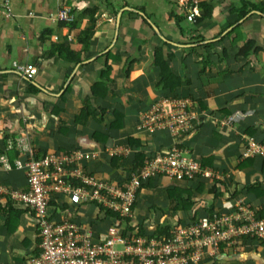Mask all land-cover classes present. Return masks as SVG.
Masks as SVG:
<instances>
[{
    "label": "crops",
    "instance_id": "crops-1",
    "mask_svg": "<svg viewBox=\"0 0 264 264\" xmlns=\"http://www.w3.org/2000/svg\"><path fill=\"white\" fill-rule=\"evenodd\" d=\"M200 1L0 0V8H8L0 16V158L12 164H0V187L28 189L25 170L14 165L26 159L17 138L26 137L37 157L79 151L78 167L111 184L128 180L139 151L145 163L175 146L213 176L152 178L136 198L135 221L143 234L170 230L208 210L227 213L237 203L264 210V162L243 153L244 137L264 140V52L254 54L264 48V0H203L211 5V16L195 24L187 16H199ZM64 7L72 12L71 22L56 20ZM240 10L246 13L238 18ZM78 35L89 37L85 52L77 47ZM250 41L252 51L240 56L239 48ZM156 48L165 58L172 55L174 73L184 82L175 94L158 86ZM78 50L79 63L67 59V51ZM107 52L120 59L107 62L106 80ZM13 62L34 66L36 74L25 78ZM164 98L191 100L196 128L174 137L140 127L141 116ZM82 111L87 117L78 122ZM235 112L246 116L228 124ZM169 192H182L190 206L174 211ZM48 215L94 235L105 234L115 221L95 204L58 193L50 194ZM39 241L33 213L0 195V264H29ZM199 264H264V247L242 237L207 251Z\"/></svg>",
    "mask_w": 264,
    "mask_h": 264
},
{
    "label": "built area",
    "instance_id": "built-area-1",
    "mask_svg": "<svg viewBox=\"0 0 264 264\" xmlns=\"http://www.w3.org/2000/svg\"><path fill=\"white\" fill-rule=\"evenodd\" d=\"M7 13L5 4L0 8V16ZM71 14V10L64 7L57 13L56 20L71 22ZM193 16L195 14L191 13L187 20L193 21ZM12 64L27 79L36 74V68L30 64ZM245 116L235 112L227 122H238ZM198 124L192 103L187 98L160 99L141 116L140 121L143 129L162 130L174 137L185 136ZM16 144L26 159H16L14 165L25 170L28 189L21 192L0 187V195L9 197L34 215L40 240L39 253L29 264H199L207 251L231 245L242 237L255 239L264 247V218L258 216L257 210L241 203L227 213L213 212L211 216L203 213L186 224L170 228L168 235L156 237L138 232L136 198L141 183L159 175L172 181L213 176L211 170L202 168L195 158L182 155L175 146L148 159L138 171L130 174L127 183L111 184L78 167L79 151L45 153L37 157L26 137L17 138ZM243 153L244 158L264 160V144L246 136ZM0 164L6 168L12 165L6 156L0 158ZM51 193L95 204L112 214L114 224L105 234L94 235L73 221L54 222L48 215Z\"/></svg>",
    "mask_w": 264,
    "mask_h": 264
},
{
    "label": "trees",
    "instance_id": "trees-1",
    "mask_svg": "<svg viewBox=\"0 0 264 264\" xmlns=\"http://www.w3.org/2000/svg\"><path fill=\"white\" fill-rule=\"evenodd\" d=\"M198 6H199V9H200V14L199 16H193V23L197 24V22L203 20V19H206V18H209L211 16V5L205 1H200L198 3ZM246 8V5L243 6L242 9H245ZM262 10V13H264V8L261 9ZM246 13V11L244 10H240L238 12V18H241L242 16H244V14ZM91 15V14H90ZM89 19L91 21H93V17L91 15V17H89ZM144 22V21H143ZM78 46L79 47V44L81 45V50L82 51H86L87 47L84 45L87 43V41L89 40V37H87L86 35L85 36H81V35H78ZM252 44L253 42H246L243 46H241L239 48V55L240 56H243V57H248L249 53L252 51ZM80 50V49H79ZM79 50L77 52H72V51H67L68 52V55L66 56L68 60H72L73 62L75 63H79L80 62V52ZM259 51L261 52H264V48H256L254 50V54H257ZM105 56V67L103 69V77L107 80L109 79V73H110V70H111V67L110 65L107 63L110 59L112 61H118L120 58L116 55H113L111 52H107ZM172 55L171 54H168L166 56V58L164 57V55L162 54V48H156L154 50V63L156 65V67L159 69V83H158V86L161 87L162 90H167L173 94L174 91H176L177 88H179L183 82L182 79L179 78V76H177L175 73H174V68L172 66V63H171V59H172ZM134 62V61H133ZM205 62V59L203 60V63ZM130 65H131V62L128 61L127 63H124V74L126 76L129 75V69H130ZM207 67V62L204 63V67H203V70ZM191 101V100H190ZM192 103V106H193V102L191 101ZM102 113H105V110H101ZM113 114L114 116L116 117L117 120H119V114L117 111H113ZM84 117H87V114L86 112H81L80 115L77 116V121L79 122L81 120V118L83 119ZM263 141V144H264V140ZM145 154L144 152H138L135 154L134 156V164H133V169L132 171L130 172V174L132 172H136L138 171L144 164V159H145ZM246 159H249V160H252L254 158H246ZM264 162V160H263ZM201 165V164H200ZM203 165V164H202ZM203 168V166H201ZM130 177V176H129ZM129 177H128V180H129ZM128 180L125 182L127 183ZM152 179H149L147 182H143L141 183V185L139 186L137 192L145 187L149 181H151ZM187 179H184L182 181H186ZM124 183V184H125ZM182 192H188L187 190H182ZM182 192H169L168 193V198L170 199V201H175L176 205L173 207L174 208V211H176L178 208H187L190 206V203H189V200L188 199H185L183 198L182 196ZM190 192V191H189ZM248 208L250 209H253L250 205H246ZM264 210H259L257 211L258 212V216L261 217V218H264ZM109 215H112L110 212H107ZM208 214L211 216L213 214V211H210L208 210ZM194 219V218H193ZM169 229L168 228H157V230H155V232L153 233L154 236H159V235H168L169 234ZM140 234H143V231L139 230L138 231ZM247 238V237H245ZM252 240H255V239H252ZM256 241V240H255ZM257 242V241H256ZM259 245L262 246V244L260 242H257ZM225 246V245H224Z\"/></svg>",
    "mask_w": 264,
    "mask_h": 264
},
{
    "label": "clouds",
    "instance_id": "clouds-1",
    "mask_svg": "<svg viewBox=\"0 0 264 264\" xmlns=\"http://www.w3.org/2000/svg\"><path fill=\"white\" fill-rule=\"evenodd\" d=\"M164 99H165V98H164ZM159 100H160V99H159ZM188 100H189V99H188ZM157 101H158V100H157ZM155 102H156V101H155ZM155 102H154V103H155ZM154 103H153V104H154ZM153 104H152V105H153ZM156 131H160V130H156ZM161 132H165V131H162V130H161ZM167 133H168V132H167Z\"/></svg>",
    "mask_w": 264,
    "mask_h": 264
},
{
    "label": "water",
    "instance_id": "water-1",
    "mask_svg": "<svg viewBox=\"0 0 264 264\" xmlns=\"http://www.w3.org/2000/svg\"><path fill=\"white\" fill-rule=\"evenodd\" d=\"M254 12H256V11H254ZM154 30H155L156 32H158L157 29H156L155 27H154Z\"/></svg>",
    "mask_w": 264,
    "mask_h": 264
}]
</instances>
